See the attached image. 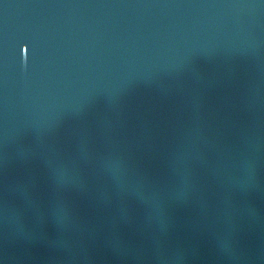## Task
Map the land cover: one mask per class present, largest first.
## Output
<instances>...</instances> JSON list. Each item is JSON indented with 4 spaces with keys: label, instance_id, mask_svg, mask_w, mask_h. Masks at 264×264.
Here are the masks:
<instances>
[{
    "label": "water",
    "instance_id": "1",
    "mask_svg": "<svg viewBox=\"0 0 264 264\" xmlns=\"http://www.w3.org/2000/svg\"><path fill=\"white\" fill-rule=\"evenodd\" d=\"M0 264H264V0H0Z\"/></svg>",
    "mask_w": 264,
    "mask_h": 264
}]
</instances>
